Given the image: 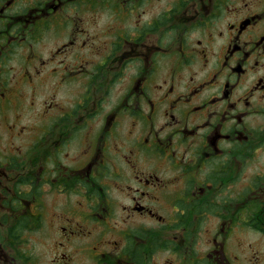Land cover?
<instances>
[{
  "label": "flooded vegetation",
  "instance_id": "af4514ba",
  "mask_svg": "<svg viewBox=\"0 0 264 264\" xmlns=\"http://www.w3.org/2000/svg\"><path fill=\"white\" fill-rule=\"evenodd\" d=\"M5 139L0 264H240L235 228L264 238V0H0Z\"/></svg>",
  "mask_w": 264,
  "mask_h": 264
},
{
  "label": "rangeland",
  "instance_id": "374dc122",
  "mask_svg": "<svg viewBox=\"0 0 264 264\" xmlns=\"http://www.w3.org/2000/svg\"><path fill=\"white\" fill-rule=\"evenodd\" d=\"M72 19V24L75 27L84 28L88 35L91 36H100L94 42L97 45H100L101 37L105 32V24L104 22L107 20L106 15L103 12L95 11V12H75L70 13ZM55 37L52 33L45 39L43 47L44 53H48L55 44H53L51 39ZM48 89H43L37 92L38 102L41 103L42 97L47 95ZM62 90L59 91V94L62 95ZM36 93V92H35ZM10 139L3 140L2 146L0 144V148L5 147V143L9 144ZM22 143V141H21ZM25 145V144H24ZM23 145V147H25ZM30 148V147H29ZM243 222V221H242ZM237 228V227H236ZM235 228V234L238 236H232V245L237 249V255L240 257V264H264V238L261 236L252 233L249 229L245 228L242 230L241 228ZM249 228V227H248ZM28 249L31 257L38 258L39 261H43L42 249H47L46 246H43V237L29 235L28 236ZM6 240V235H1L0 241ZM242 245H239V244ZM239 248H238V246ZM233 255V254H232ZM47 259V256H46ZM235 264V263H234Z\"/></svg>",
  "mask_w": 264,
  "mask_h": 264
}]
</instances>
